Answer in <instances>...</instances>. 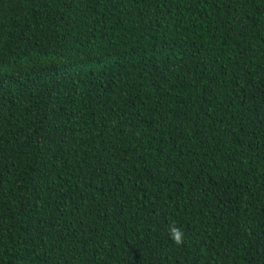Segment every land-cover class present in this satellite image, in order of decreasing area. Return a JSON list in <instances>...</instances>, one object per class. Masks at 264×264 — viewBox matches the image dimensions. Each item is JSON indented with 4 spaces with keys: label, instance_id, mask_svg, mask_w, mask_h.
<instances>
[{
    "label": "trees",
    "instance_id": "1",
    "mask_svg": "<svg viewBox=\"0 0 264 264\" xmlns=\"http://www.w3.org/2000/svg\"><path fill=\"white\" fill-rule=\"evenodd\" d=\"M0 264H264V0H0Z\"/></svg>",
    "mask_w": 264,
    "mask_h": 264
},
{
    "label": "clouds",
    "instance_id": "2",
    "mask_svg": "<svg viewBox=\"0 0 264 264\" xmlns=\"http://www.w3.org/2000/svg\"><path fill=\"white\" fill-rule=\"evenodd\" d=\"M171 239L179 245L184 239V233L180 228L173 227L170 231Z\"/></svg>",
    "mask_w": 264,
    "mask_h": 264
}]
</instances>
